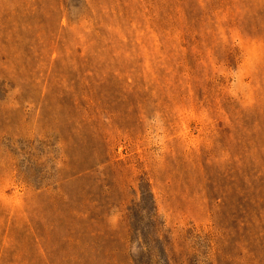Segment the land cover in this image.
Masks as SVG:
<instances>
[{"label":"rangeland","instance_id":"obj_1","mask_svg":"<svg viewBox=\"0 0 264 264\" xmlns=\"http://www.w3.org/2000/svg\"><path fill=\"white\" fill-rule=\"evenodd\" d=\"M0 264H264V0H0Z\"/></svg>","mask_w":264,"mask_h":264}]
</instances>
